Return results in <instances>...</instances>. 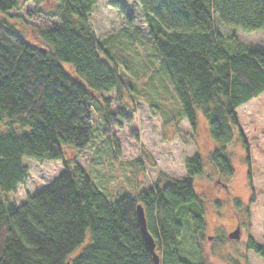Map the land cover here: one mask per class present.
<instances>
[{"label": "trees", "instance_id": "trees-1", "mask_svg": "<svg viewBox=\"0 0 264 264\" xmlns=\"http://www.w3.org/2000/svg\"><path fill=\"white\" fill-rule=\"evenodd\" d=\"M32 1L39 12V1ZM54 1L56 8L48 16L59 18L60 24L38 31L39 46L0 24V126L5 127L0 129V264H154L137 220L138 204L159 264H189L180 258L176 244L187 222L180 210L198 203L194 178L203 171L199 152L185 157L184 179L161 172L154 186L116 200L107 199L83 167L64 158V146L75 151L88 146L93 103L101 107L111 134L113 117L101 93L120 94L125 82L132 91L134 80L123 79L119 64L125 67L123 61L133 57L118 39L99 41L92 31L89 16L97 0ZM136 1L154 46L152 54L180 103L176 121L185 119L194 130L198 114L207 120L216 143L207 159L217 178L234 175L229 150L241 145L251 205V157L237 110L264 93V52L235 42L221 27L246 34L264 31V0ZM108 4L126 17L122 2ZM23 6L21 0H0V12ZM110 145L119 151L113 137ZM23 158L62 160L64 170L17 205L8 195L28 175ZM232 203L241 206L236 199ZM245 216L250 228L249 208ZM189 219L194 234L204 229L201 215L191 213ZM88 232L90 243L72 256ZM244 245L264 260V244L249 236Z\"/></svg>", "mask_w": 264, "mask_h": 264}, {"label": "rangeland", "instance_id": "rangeland-1", "mask_svg": "<svg viewBox=\"0 0 264 264\" xmlns=\"http://www.w3.org/2000/svg\"><path fill=\"white\" fill-rule=\"evenodd\" d=\"M38 1L39 12L32 0H22L24 6L21 10L0 12V24L35 46L40 45L39 30L60 24L59 18L48 16L56 8L55 1ZM115 1L123 3L126 17L109 6L108 0H97L89 23L99 41L118 39L122 49L125 46L133 57H129L128 62L125 59L127 63L123 61L125 67L119 64L123 79L129 76L134 80L132 91H129V83L125 82L120 94L115 90L101 93L112 113V135L119 143V151L112 149L101 107L93 103L89 111L92 135L88 146L81 151L64 146V158L73 159L83 167L99 191L107 199L116 200L136 192L137 188L145 190L154 186L161 172L173 179H184L185 157L199 152L203 171L194 178L198 203L180 210L182 221L187 220L176 244L180 258L189 264H264V260L252 251H246L244 245L249 236L264 244V94L239 110L241 129L251 157L254 199L249 205L251 194L245 150L239 143L231 146L229 152L234 175L217 178L207 159L212 144L207 120L198 114L194 130L185 119L176 121L181 114L180 103L160 67L159 58L152 54L154 46L139 4L136 0ZM221 31L225 36L234 35V41L252 50L262 47L264 32L246 34L223 26ZM102 99L100 103L103 106ZM0 129L4 131L5 127L0 126ZM24 131L29 129L24 127ZM23 163L28 168V175L17 191L8 195L17 205H22L27 196L43 190L64 170L62 160L23 158ZM232 199L238 200L241 206H233ZM246 208L250 210V228L247 226ZM191 213L201 215L205 222L204 229L198 234L193 232L189 219ZM238 219L242 223L240 238L230 240L228 237L238 225ZM89 243L88 232L72 256H78Z\"/></svg>", "mask_w": 264, "mask_h": 264}, {"label": "water", "instance_id": "water-1", "mask_svg": "<svg viewBox=\"0 0 264 264\" xmlns=\"http://www.w3.org/2000/svg\"><path fill=\"white\" fill-rule=\"evenodd\" d=\"M136 215H137V220L139 223V227H140V231L142 234V237L144 239L145 245L148 249L149 254L152 257V260L154 262V264H159V256L156 253L155 250V244H154V240L151 237V235L149 234L148 230H147V225H146V219H145V213H144V209L142 207V205L138 204L136 206ZM230 240H238L240 238L239 235V229L237 227V229L235 231H233L229 237Z\"/></svg>", "mask_w": 264, "mask_h": 264}, {"label": "crops", "instance_id": "crops-1", "mask_svg": "<svg viewBox=\"0 0 264 264\" xmlns=\"http://www.w3.org/2000/svg\"><path fill=\"white\" fill-rule=\"evenodd\" d=\"M261 32H264V31H260V32H258V33H261ZM255 34V33H254ZM236 37V36H235ZM263 37H264V35H263ZM235 42H237V43H239L238 41H235ZM261 45H262V47H260V48H255V49H253V50H256V51H260V52H264V40H263V42L261 43ZM264 94V93H263ZM263 94H261V95H263ZM251 101H253V100H251ZM250 101V102H251ZM249 102H247L246 104H244L243 106H245V105H247ZM262 103H264V101L262 102ZM242 108V106L237 110L238 111V113H239V110ZM238 120H239V114H238ZM239 124H241L240 123V120H239ZM240 127H241V125H240ZM243 132V131H242ZM244 134V133H243ZM210 139V138H209ZM211 140V142H212V144H211V150H213L214 148H215V146H216V143L212 140V139H210ZM236 144V143H235ZM234 144V145H235ZM238 144V143H237ZM210 150V151H211ZM210 151H208V153L210 152Z\"/></svg>", "mask_w": 264, "mask_h": 264}, {"label": "bare ground", "instance_id": "bare-ground-1", "mask_svg": "<svg viewBox=\"0 0 264 264\" xmlns=\"http://www.w3.org/2000/svg\"><path fill=\"white\" fill-rule=\"evenodd\" d=\"M22 1V0H21ZM92 109V108H91ZM238 111H237V116H238ZM110 136H111V139H112V137L116 140V142H117V144H118V146H119V143H118V141H117V139H116V137H115V135H112V131H111V134H110ZM186 177V176H185ZM155 244V243H154Z\"/></svg>", "mask_w": 264, "mask_h": 264}, {"label": "flooded vegetation", "instance_id": "flooded-vegetation-1", "mask_svg": "<svg viewBox=\"0 0 264 264\" xmlns=\"http://www.w3.org/2000/svg\"><path fill=\"white\" fill-rule=\"evenodd\" d=\"M236 228H237V224H236V226H235V230H236Z\"/></svg>", "mask_w": 264, "mask_h": 264}]
</instances>
